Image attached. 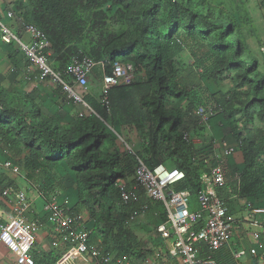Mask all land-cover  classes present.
Listing matches in <instances>:
<instances>
[{"label":"trees","instance_id":"obj_1","mask_svg":"<svg viewBox=\"0 0 264 264\" xmlns=\"http://www.w3.org/2000/svg\"><path fill=\"white\" fill-rule=\"evenodd\" d=\"M114 1L20 0L22 16L19 17L46 34L54 51V66H51L61 78V72L67 73V67L73 58L83 55L96 62H113L119 59L137 70L138 74L129 83L109 90L108 106L102 102L101 92L95 95L85 91L88 85L86 89L78 86L85 91L84 95L79 96L103 121L114 127L125 125L139 128L145 123H151L153 130L148 137V145L143 148L150 156L144 160L149 165L155 164L151 161L155 158L157 163L169 160L173 166L183 170L186 179L176 189H189L192 204H195L196 194L203 188L201 174L207 170L203 162L195 160V156L206 150L211 152L213 144L195 148L192 142L186 143L183 140L185 130L179 129L182 125L185 129L195 121L192 119V112L196 105H209L203 103L204 96H210V100L214 101L207 91L204 79L216 80L233 73L230 101L236 98L238 91L247 87L251 100L245 104L244 114L249 121L258 119L264 123V74L256 69L257 61L254 57H250L252 67L248 66L245 58L242 59L248 45L242 37L235 34L232 20L222 17L213 19L211 15L194 11V8L202 4V0H186L194 3L193 8L186 7L184 0H162L165 4L147 3L149 6L144 8L138 21L134 23L136 35L133 39L122 43L110 39L109 44L112 43L104 48L96 42L103 31H98V28L94 31V28L97 20L112 13ZM160 10H165L162 19L157 17ZM160 26L168 32L164 36L159 31ZM183 33L195 44L199 39H209L203 45L207 51L200 56L194 54V63L183 74L175 77L174 81H170L167 66L173 64V59L181 54L184 45L189 44L182 40ZM51 58L52 56L49 57ZM142 69H145L144 76L139 73ZM109 70L108 66L107 71ZM190 94L197 95L199 99L188 104L187 121H183L178 112L166 115L164 100L167 96L179 98ZM230 101L227 107L221 108L222 111L208 121L207 127L212 133L211 142L219 137L224 138L226 133H232L235 142L241 140L243 168L239 171L230 164L233 171L240 173V183L237 185L231 182L229 186L237 198L263 195L264 160L259 159L258 153L264 152V131L244 130V135L241 130H236L232 121L236 109ZM41 109L32 99L0 87V139L6 150L21 153L24 149L23 168L33 175H48L63 161L67 162L68 168L75 175L77 204L92 211L96 203L99 205L103 202V209L112 221L103 230L102 227L99 228L103 218L98 217L99 221L96 220L94 232L100 238L102 246L106 251L116 254L127 249L132 264H141L146 253L135 251L138 242L124 224L126 217L131 211L135 212L139 205H122L118 187L119 181L133 176L134 158L123 151L104 152L102 146L110 138V133L93 116L78 117L71 124L63 125ZM218 193L222 198L230 196L226 188L219 189ZM140 200V203L145 201L144 198ZM72 207L75 209V205L72 204ZM150 207L148 202V209ZM165 220L163 211L160 222ZM119 241H122L121 245ZM32 256L35 264H45L49 260V256L38 260L33 252ZM55 260L56 258L53 263Z\"/></svg>","mask_w":264,"mask_h":264},{"label":"built area","instance_id":"obj_2","mask_svg":"<svg viewBox=\"0 0 264 264\" xmlns=\"http://www.w3.org/2000/svg\"><path fill=\"white\" fill-rule=\"evenodd\" d=\"M12 14L9 12L8 15L11 17ZM16 19L18 27L28 39L19 38L0 20L2 40L7 44L18 43L28 61L37 68L42 77L64 84L60 74L48 61L51 44L46 34L35 25L25 22L22 17L18 16ZM96 67L101 70V100L108 106V91L131 81L132 65H124L119 59L113 62H96L83 55L73 58L67 67V73L77 86L86 89ZM64 88L74 101L88 107L69 85L64 84ZM221 111V108L213 106H200L196 115L200 122L208 124L210 118ZM183 140L186 143L192 142L187 131H183ZM220 145L219 155L212 148L211 152L206 150L195 156V160L203 162L207 168L201 174L203 188L197 192L195 204H192L189 189H176L186 179L183 170L163 163L149 165L141 156L133 153L134 184L128 187L127 181L118 182L121 204L129 205L144 197L142 211L148 210V202H156L163 207L166 217L164 222L156 226V232L167 242V246L158 253L157 258L147 261L146 264H218L212 254L228 243L235 229L236 220L231 213V202L237 199V195L232 193L229 185L231 182L237 185L240 183V173L232 170L230 159L240 149L242 142L239 140L236 144H230L222 139ZM0 166L14 173L19 172L18 166L12 160H0ZM223 188L230 193L228 198L219 195L218 190ZM10 193L8 190L3 192L4 195ZM30 207L31 202L26 193L18 192L15 194L13 214L5 222L0 220V243L13 253L15 264H35L32 250L36 243L37 224L25 216ZM253 211L264 213V208H254ZM49 221L66 243V249L58 258L57 264H125L112 258L101 243L94 244L90 241L91 231L83 223L82 213L72 209L68 198H63L60 202L53 199L50 202ZM254 225H258L256 220ZM261 233L264 234V226L253 235L257 239ZM257 252L256 248L249 250L253 257ZM245 254L246 251L240 250L236 256Z\"/></svg>","mask_w":264,"mask_h":264},{"label":"rangeland","instance_id":"obj_3","mask_svg":"<svg viewBox=\"0 0 264 264\" xmlns=\"http://www.w3.org/2000/svg\"><path fill=\"white\" fill-rule=\"evenodd\" d=\"M2 1V2H1ZM173 2L175 0H172ZM202 4L196 8H194V11H199L200 13H203L205 15H211L213 19H216L217 17H222L226 20H232L235 24V34L242 37L243 41L246 45H248V50L245 51L242 55V59L245 58L247 60L248 66L252 67L253 62L250 60V57H254L256 59V69L260 71L262 74H264V0H202ZM2 3V6L6 10L7 13L12 12V16L9 21H5L2 17H0V20H2V23L5 24L8 28H10L19 38H24V33L21 31V28L17 25V17L22 14H20L21 9V2L20 0H0ZM164 3L162 0H115L112 2V13L107 14V16L102 17L101 19L97 20L94 31L98 28V31H103V36L100 35V37L96 40V42L100 43L102 47H106L109 44L110 39L112 41L122 43L124 41H130L133 39V37L136 35V29L134 26V23L137 22V18H140L141 14L143 13L144 8L148 7L149 4L147 3ZM186 7L192 6L193 8V2L190 1H183ZM24 3V1H23ZM27 6V5H25ZM27 8H29L27 6ZM165 8V7H164ZM161 8V9H164ZM165 10L158 11L157 17L162 19L164 17ZM164 15V16H163ZM9 18V17H8ZM182 27V26H181ZM86 29V28H85ZM181 29V28H180ZM162 36L165 35L166 32L165 28L163 26H160L159 29ZM182 40L185 43H189L187 45H184V49L174 58V63L167 66V74L170 79V81H174L175 77L183 74L187 67L194 63V57L193 55H201L205 51H207L206 43L209 42V39L203 40L199 39L198 43L195 44L194 41L191 40V38L187 37L185 33H183ZM87 44V42H86ZM203 46V47H202ZM82 47V45H81ZM84 48V47H83ZM197 53V54H196ZM50 57L52 56L50 60V63L52 66H54V51L50 49ZM249 57V58H246ZM53 59V60H52ZM24 60L26 62H29L24 51L18 45V43H11L7 44L5 43L1 38V27H0V71L4 73V79L2 81L3 85L0 86L1 88H5L6 91H17L21 94L23 92L24 94H21L22 96H26V98L32 99L35 101L36 104L39 105L41 110L44 111L46 115H54L55 113L57 116H61L60 109H63L64 106L69 103V101H72L73 98L71 97L70 93L66 91L64 88V84L69 85L73 91L78 95H84L85 91L92 92L95 95H99L101 84L99 81L101 70L99 67H96L93 71L91 77L89 78L88 82V89L83 90L80 87H78L74 80L71 78V76L62 71V81L64 84L60 82H54L53 80L49 78L42 77L41 74L37 71V76H39L40 79H37L36 73H30V70H26L25 76H22V70L21 66L24 63ZM4 62L6 64V67L4 70L2 69V63ZM99 62V61H97ZM125 63V62H124ZM128 63L124 64L127 65ZM32 65V64H30ZM132 73H131V79L133 80L136 74H138L137 70L132 67ZM145 69H142L139 73L144 76ZM20 72V73H19ZM235 73V72H234ZM20 74V81L16 80V78ZM232 75L233 73L228 76L227 74L223 75V77H218L216 80H212L209 78L204 79L205 86L207 87V91L211 94L212 99L214 101H211L210 96H204L203 103H207L209 105L207 106H215L217 108H225L229 105L230 101V94L233 93V87H232ZM16 77V78H15ZM39 83V86L42 87V89L47 91L46 94L47 98L39 97L36 95L35 85ZM4 89V90H5ZM249 89L247 87L244 88L243 91H238L236 94V98L232 101H230L233 104L234 109H236V113L234 115L233 125L236 130H241L242 133L245 132L244 130H261L264 131V123L260 122L258 119H253V121H249L247 119V116H245V104L251 100V97L247 93ZM109 92L107 93V96L109 95ZM55 94V95H54ZM48 95L52 97H48ZM214 97V98H213ZM199 97L193 94L187 95V97L182 96L179 98L167 96V98L164 100V108L166 111V115H171L172 112L175 114L178 112L181 114V117L183 121H187V106L190 102L197 101ZM81 107L86 109L88 108L85 105H82L80 103ZM203 106V105H201ZM64 108L65 112L68 109ZM199 105H196L194 108V112H192V119L196 121H193L190 125H188L185 129L183 125L180 127L179 131L185 130L189 132V134L193 137H200L203 140V144L210 142V136L207 131V124L202 123L199 121L196 111L199 108ZM88 110V109H87ZM47 111V112H46ZM251 111V110H250ZM89 114L86 117L93 116L96 121L100 122L110 133V138L104 142V145L102 146V149L105 153H113L114 149L117 151H123L126 153H130V149L136 151L139 153V155L143 159H147L150 155L147 154L143 150V145L141 144L142 140H146V138L149 137L151 134V130H153V127L150 126L151 123H145L143 127L140 129H135L133 131L130 129L129 134H122L121 136H118L115 131L116 128L111 125V123L107 121H103L99 116H97L93 111L88 110ZM86 114H84L85 116ZM55 116V115H54ZM245 116V117H244ZM66 116L62 117L64 119ZM54 118V117H53ZM55 119L63 124H71L73 121L68 123L67 121H61L59 120V117ZM67 122V123H66ZM230 132V131H229ZM232 132V131H231ZM232 134V133H231ZM242 135V136H244ZM232 137V135H231ZM201 140V141H202ZM262 144H264V138L262 141ZM173 145V144H172ZM171 145V146H172ZM164 146V145H163ZM165 148V147H164ZM162 149V145H161ZM14 155L18 153L19 155H24V149L23 151L17 152L12 150ZM258 157L261 160H264V152H259ZM152 163H157L158 160L152 159ZM163 164L173 166L171 161H165L161 162ZM21 167L23 168V165L21 164ZM242 169V168H241ZM239 168V171L241 170ZM23 173L25 172L24 168L22 169ZM238 170V169H237ZM73 178H68V181L71 182ZM68 198L72 203L74 200L68 197H62ZM103 202L99 203V205H94L97 213L96 217L103 218L101 219V229L106 230V227L111 225L112 221L109 220L107 211L103 209ZM93 207V209H94ZM117 210V208L115 209ZM159 211H164L162 207H158ZM116 213H114V217ZM140 217H138L136 223L133 224L129 223V227L125 224L126 228L131 231V233L134 235L135 240H137V248H135V251H145L142 250V246L148 247V244L153 242L151 238H149V233L155 231L154 227L150 224L149 215L146 213L139 214ZM99 221V219H98ZM134 228V229H133ZM93 233H95L93 231ZM122 241H119V244L121 245ZM123 244L125 242L123 241ZM141 247V248H140ZM124 248V246H123ZM141 249V250H140ZM149 249V248H148ZM149 251V250H148ZM115 254V253H114ZM131 257V256H130Z\"/></svg>","mask_w":264,"mask_h":264},{"label":"crops","instance_id":"obj_4","mask_svg":"<svg viewBox=\"0 0 264 264\" xmlns=\"http://www.w3.org/2000/svg\"><path fill=\"white\" fill-rule=\"evenodd\" d=\"M2 2V1H1ZM0 2V17H2L5 21L10 20L9 13L6 12L2 3ZM9 17V18H8ZM24 40H27L28 37L24 35ZM2 63V69L4 70L6 64ZM30 62H25L21 66L22 76L26 74V70H30V73H36L37 79H40L37 76V68L34 65H30ZM5 73V72H4ZM4 73L0 71V86L3 85L2 81L4 79ZM20 73V72H19ZM16 78V77H15ZM20 74L16 78V80L20 81ZM42 80V79H40ZM100 81V78H99ZM101 84V83H100ZM36 95L39 97H46L44 94L45 90L39 86V83L35 85ZM5 89V88H4ZM6 90V89H5ZM10 93L21 95L23 92L18 93L17 91H8ZM101 92V88H100ZM47 93V91L45 92ZM55 95V94H54ZM50 95H48L49 97ZM52 97V96H50ZM82 104V103H81ZM84 105V104H82ZM68 109L64 110V108ZM89 107V106H88ZM63 109H60L61 116H57L53 113L56 118L59 117L61 121H67L70 123L74 119L78 117H86L89 112V109L82 108L80 103L74 101H69L64 106ZM88 109V110H87ZM47 112V111H46ZM94 112V111H93ZM95 113V112H94ZM84 114H86L84 116ZM96 114V113H95ZM52 117L55 118V116ZM97 115V114H96ZM66 116L64 119L62 117ZM98 116V115H97ZM58 120V119H57ZM66 122V123H67ZM143 127V126H142ZM117 131L115 133L118 136L122 137V134H129L130 129L135 131V129H140L134 126H119L115 127ZM208 134L210 136V142L203 144V140L200 137L193 138L190 134V138L192 140L193 146L195 148H201L207 146L209 143L213 144L214 151L219 155L221 152L220 142L222 139H226L230 144H236L234 137H231V133H226L224 138L219 137L217 140H213L211 142V135L209 128L207 127ZM109 139V138H108ZM107 139V140H108ZM202 140V141H201ZM203 142V143H202ZM141 144L146 146L148 144V138L146 140H142ZM113 151H116L114 149ZM132 152L128 153L134 158V154H137L136 151L132 150ZM19 152V151H17ZM138 155V154H137ZM23 156L16 153L14 155L13 151L6 150L5 145L0 139V160H12L14 165L18 166L19 172L14 173L9 169L0 166V220L5 222L8 218L13 214L14 204H15V194L18 192H25L28 200L31 202L30 209L25 212V216L30 220L37 224L36 230V243L33 248V255L37 257L38 260L43 259L44 257L49 256V260L45 261V264H57V260L60 255L66 249V243L63 241L62 236L57 232V229L50 223L49 221V204L53 199L60 202L62 197L72 198L75 205V209H72L75 212H80L83 215V223L87 227L90 233V241L94 244L101 243L99 237H97L95 231L96 226V209L88 210L86 207L77 204V189L74 184V172L68 168L67 162L63 161L62 164L59 165L56 169L52 170L48 175L41 176L40 174H32L27 172L23 173V168L21 164L23 163ZM230 163L232 167L236 169L243 168V160L240 149L235 153V155L230 159ZM33 176H32V175ZM73 178L71 182L68 181V178ZM128 180V181H127ZM127 186H133V176L128 178ZM10 191V195H4V191ZM144 198V197H141ZM140 198V199H141ZM141 200L138 202H134V204H138L139 208L130 212L129 216L126 217L124 224L129 227V223L135 224L139 214L146 213L149 215L150 224L155 228L153 232L149 233V238L153 240V242L148 244V247L142 246V252L146 253L145 260L141 264H146L147 261L157 258L158 253L167 246V242L163 240L156 232V226L161 221V213L162 211L158 210V207H162L159 203L152 202L150 203V208L147 211L141 210ZM71 203V202H70ZM130 203L129 205H132ZM72 206V205H71ZM130 208V207H129ZM163 208V207H162ZM254 208H264V194L257 196H247V197H238L231 202V213L233 214L236 222L235 229L228 241V243L222 247L221 249L215 251L212 254V258H214L219 264H264V234H260L256 239L253 235L254 232L260 231V228L264 226V213H254ZM258 222V225H254V221ZM138 224V222L136 223ZM99 228H101V224H99ZM134 229V228H133ZM149 248V249H148ZM252 248L258 249L257 255L253 257L249 250ZM126 249V247H125ZM140 249V250H141ZM149 250V251H148ZM240 250L246 251V254L240 257H237V253ZM107 253L120 262L125 264H132V258L130 257V252L126 249L122 251L120 254H116L115 252ZM115 253V254H114ZM54 258H56L55 262ZM0 264H15V256L11 253L7 247L0 243Z\"/></svg>","mask_w":264,"mask_h":264}]
</instances>
